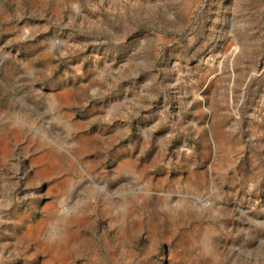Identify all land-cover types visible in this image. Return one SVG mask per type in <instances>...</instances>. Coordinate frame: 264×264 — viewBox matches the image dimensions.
Instances as JSON below:
<instances>
[{
    "label": "rangeland",
    "instance_id": "1",
    "mask_svg": "<svg viewBox=\"0 0 264 264\" xmlns=\"http://www.w3.org/2000/svg\"><path fill=\"white\" fill-rule=\"evenodd\" d=\"M0 264H264V0H0Z\"/></svg>",
    "mask_w": 264,
    "mask_h": 264
}]
</instances>
